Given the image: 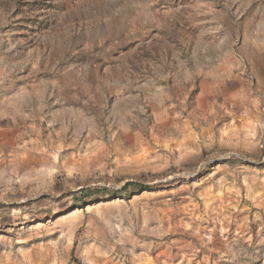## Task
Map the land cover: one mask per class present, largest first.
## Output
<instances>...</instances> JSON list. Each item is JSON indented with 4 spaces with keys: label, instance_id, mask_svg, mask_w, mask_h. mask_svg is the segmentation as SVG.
I'll return each instance as SVG.
<instances>
[{
    "label": "rangeland",
    "instance_id": "374dc122",
    "mask_svg": "<svg viewBox=\"0 0 264 264\" xmlns=\"http://www.w3.org/2000/svg\"><path fill=\"white\" fill-rule=\"evenodd\" d=\"M0 264H264V0H0Z\"/></svg>",
    "mask_w": 264,
    "mask_h": 264
},
{
    "label": "trees",
    "instance_id": "16d2710c",
    "mask_svg": "<svg viewBox=\"0 0 264 264\" xmlns=\"http://www.w3.org/2000/svg\"><path fill=\"white\" fill-rule=\"evenodd\" d=\"M148 188L149 186L144 183L128 181L119 189H114L107 186H96L87 188L85 187L82 188L80 191L84 198L94 201L106 196L121 197L123 193L129 189H133L135 191H142Z\"/></svg>",
    "mask_w": 264,
    "mask_h": 264
}]
</instances>
